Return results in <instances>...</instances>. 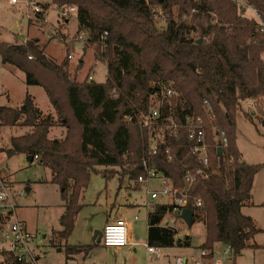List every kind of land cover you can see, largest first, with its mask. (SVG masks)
Wrapping results in <instances>:
<instances>
[{"label":"trees","instance_id":"obj_1","mask_svg":"<svg viewBox=\"0 0 264 264\" xmlns=\"http://www.w3.org/2000/svg\"><path fill=\"white\" fill-rule=\"evenodd\" d=\"M155 1L167 13L164 29L157 27L148 0H53L58 7H76L77 33L86 31L91 41H103L107 64L103 82L88 76L79 81L69 70V60L55 62L36 38L14 42L0 38L2 62L23 71L27 85L43 87L58 115L56 119L43 114L30 95L20 108L0 106V125L29 129L12 136L10 145L0 146V153L8 157L23 153L50 168L51 182L60 187L65 202L61 229L53 232V241L65 246L70 259L91 249L89 244L66 241L83 207L81 194L92 172L100 171L98 167H105L101 171L106 177L119 174L132 180L145 174L143 160L147 159L183 187V165H199L189 151L185 131L180 137L167 134L152 155L149 128L127 122L125 115H147L153 95L160 94L168 82L179 94L177 109L184 106L206 115L204 100H208L214 113L212 125L226 132L228 148L211 149L210 170L190 188L187 208L193 210L192 225L205 224V240L199 248L212 256L216 243L228 244L235 264L245 249L259 246L251 241L260 229L242 207L251 198L255 175L264 164L244 163L237 144V117L243 112L257 129L255 120L264 126V32L232 0ZM247 2L264 21V0ZM40 4L43 12L37 20H43L50 7L47 2ZM250 100L255 105L251 111L242 106ZM162 111L168 112L165 100ZM56 126L65 128L63 138L49 137ZM208 136L215 146L211 129ZM167 146L170 155L165 152ZM199 197L202 206L196 207ZM165 216L171 221L162 225ZM4 219L0 217V223ZM178 224L187 226L174 203H156L148 214L147 244L162 249L192 247L190 234L178 238ZM3 252L8 264H26L12 252Z\"/></svg>","mask_w":264,"mask_h":264},{"label":"rangeland","instance_id":"obj_2","mask_svg":"<svg viewBox=\"0 0 264 264\" xmlns=\"http://www.w3.org/2000/svg\"><path fill=\"white\" fill-rule=\"evenodd\" d=\"M50 4L43 20L33 17V2ZM152 5V15L159 29L167 26V13L163 6L155 0H148ZM162 1V0H161ZM251 7V5H250ZM59 8L53 0H19L11 3L10 0H0V38L7 42L25 37L36 38L41 47L45 48L48 56L55 62L61 63L69 60V70L79 81L92 75L95 82H103L107 76V64L102 52L105 51L103 41H91L86 34L79 39L78 19L76 14L69 18L61 19ZM249 8V7H248ZM177 11L176 7H174ZM251 15L247 11L246 15ZM30 16V18H29ZM251 18V16H249ZM69 55L72 57L70 58ZM81 65L78 68V65ZM89 79V78H88ZM27 92L25 74L11 64H4L0 58V106H20ZM38 106L48 114L51 102L41 86H33ZM249 102V103H248ZM243 102L244 109L255 108L253 101ZM55 111V109H54ZM56 113V111H55ZM56 119L58 115L54 116ZM245 117L239 112L237 117V144L243 154V161L249 164H264V126ZM28 128L20 125H0V146L10 145L11 137L22 135ZM65 128L56 126L50 129L49 137L60 139L65 136ZM99 172H92L91 180L80 197L83 205L77 215L74 230L66 242L71 244L91 245V249L77 254L75 259L67 260L65 246L53 241L56 230L61 229L59 219L65 210V202L61 198L60 187L50 182L51 170L36 161H30L28 156L20 153L8 157L0 153V171L8 181L10 192L16 205V215L24 220L32 232L31 248L42 255L38 264H176L177 256H190L198 253L199 246L205 240V224L198 221L192 227L178 224V238L185 234L192 237V248L174 246L163 248L159 257L149 255L147 252V200L146 186L135 187L125 177L121 179L119 174L104 176ZM118 167H116L117 169ZM159 181L152 179V182ZM124 211L120 212V207ZM242 211L252 217L260 231L254 236L251 243L259 245L245 249L236 258L235 264H264V168L255 175L252 196L247 200ZM117 214L134 223L135 230L144 241L134 249L120 250L115 246H105L103 242L97 243L95 232L102 230L105 224L111 221ZM138 215L139 220L134 216ZM4 219L1 224L4 225ZM10 223H7L6 230ZM218 244V243H216ZM214 245L216 251H221ZM225 245V244H224ZM8 243L4 234L0 231V264H8L4 254ZM235 262V261H234Z\"/></svg>","mask_w":264,"mask_h":264},{"label":"built area","instance_id":"obj_3","mask_svg":"<svg viewBox=\"0 0 264 264\" xmlns=\"http://www.w3.org/2000/svg\"><path fill=\"white\" fill-rule=\"evenodd\" d=\"M19 0H10L11 3H17ZM239 10L251 11V15L259 23V30L264 32V21L261 13L257 8L247 2V0H232ZM249 7V8H248ZM33 17L37 18V14L43 12V7L38 2L32 3ZM75 6H62L59 8V16L61 19H66L76 13ZM248 16H251L247 14ZM46 16V15H45ZM30 18V16H29ZM45 18V17H44ZM38 19V18H37ZM86 31H82L79 39H83ZM71 58L72 56L69 55ZM264 57V52H263ZM93 76L89 75V79ZM154 100L146 114H140L136 118L131 115H125L124 119L127 122H137L144 128H149L151 136L150 154H157L159 151V143L168 135L180 137L182 131L186 132L188 140V148L190 153L198 160L199 165L196 167L183 165L184 168V185L179 187L174 184L172 179L165 176L162 172L152 167L147 159L143 160V166L146 170L145 174L139 175L131 180L136 185H145L149 200L147 208L153 211L155 204L159 199H166L165 202L174 203L176 213L181 217L183 209L187 208L189 190L200 178L207 175L211 164V149L214 147L219 151L228 148V137L224 130L218 129L212 125L214 121V113L211 110V105L208 100H204L206 107V115L187 111L184 106L176 108L179 105V94L171 86V83H166L161 87L160 94L153 95ZM165 103L168 107V112L164 115L162 104ZM251 101V100H250ZM249 111L252 107L248 108ZM211 125V127L208 126ZM214 134L215 146H212L209 140V130ZM221 148V150L219 149ZM165 152L170 155V147L167 146ZM170 158V156H169ZM232 161V158L230 159ZM157 179L159 186L157 188L150 186V181ZM195 206H202V199L199 197L195 200ZM16 205L13 195L10 192L7 179L0 171V217H3L10 223L9 229L0 228L4 234L8 246L6 251L13 253L17 261L26 264H38L40 255L36 254L31 248L32 232L27 224L16 215ZM135 220L138 216L134 217ZM173 220V219H172ZM171 221L168 216H165L162 225H166ZM179 233V232H178ZM178 236V234H177ZM101 241L105 246H115L123 248L131 245L135 241V234L130 227L129 221L124 218H118L115 221L105 224L102 230ZM148 245V244H147ZM149 254L159 257L162 253V248L157 246H147ZM210 255V251L201 248L197 254L190 256H177L176 264H234L233 251L230 245L225 244L221 251L214 252Z\"/></svg>","mask_w":264,"mask_h":264},{"label":"crops","instance_id":"obj_4","mask_svg":"<svg viewBox=\"0 0 264 264\" xmlns=\"http://www.w3.org/2000/svg\"><path fill=\"white\" fill-rule=\"evenodd\" d=\"M26 83V82H25ZM27 95H30L33 99H34V102L36 103V105L38 106V104H37V102H36V98H35V95L33 94V86H30V85H27V92H26V95H25V97L27 96ZM25 97H24V99H25ZM24 99H23V102H24ZM23 102H22V104L20 105V106H17L16 108H20V107H22L23 106ZM51 106V108L49 109V112H48V114H52L53 116H56V113H55V111H54V108H53V106H52V104L50 105ZM39 107V106H38ZM40 108V107H39ZM41 109V108H40ZM41 111L43 112V114H45L44 113V111L41 109ZM29 130V129H28ZM27 130V131H28ZM12 157V156H11ZM29 158V157H28ZM29 160H30V158H29ZM33 160V159H32ZM32 160H30V161H32ZM36 161V160H35ZM51 179H52V173H51ZM9 181V180H8ZM51 182V181H50ZM155 182L156 181H153L152 182V185H153V187H155V188H157L158 186H159V184H155ZM9 183L11 184V182L9 181ZM159 183V182H158ZM135 186V185H134ZM136 187V186H135ZM139 187H141V185H139ZM146 193H147V189H146ZM148 195V194H147ZM148 200H149V198H148ZM148 200H147V202H148ZM166 201V199H159V200H157V202L156 203H158V202H165ZM146 205H147V203H146ZM156 205V204H155ZM124 207H120V212H123L124 211ZM149 209H148V211H147V226H146V235H147V232H148V214H149ZM135 216H138V215H135ZM134 216V217H135ZM118 218H124L121 214H117L114 218H112L111 219V221H109V222H112V221H115L116 219H118ZM77 219V218H76ZM124 219H126V218H124ZM140 219V217L138 216V219L137 220H139ZM127 221H129V223H130V227L132 228V230L134 231V234H135V241H134V243H132L131 245H129V246H127V247H123L122 249H120V250H123V251H125L126 249H134V250H136V247L138 246V245H140V244H143L144 243V241L143 240H141L140 239V235H139V233H137V231L135 230V226H134V223L131 221V220H128V219H126ZM24 221V220H23ZM25 222V221H24ZM8 223V222H7ZM7 223L6 224H4V225H2L1 223H0V228H2V227H5L6 228V226H7ZM26 223V222H25ZM108 223V222H107ZM27 224V223H26ZM75 224H76V222H75ZM27 226H28V228H29V225L27 224ZM103 230V229H102ZM101 230V231H102ZM98 231H100V230H97L95 233V240H96V242H97V237L99 236V232ZM68 240V239H67ZM100 242H101V240H100ZM100 242H97V243H100ZM147 242V241H146ZM68 243V242H67ZM83 242H81V243H78V244H82ZM203 243V242H202ZM69 244H71V243H69ZM147 244V243H146ZM216 246H219V248L220 247H223L224 246V244H222V243H218V244H216ZM192 248V247H191ZM222 249V248H221ZM216 250H218V249H216V248H214V252H219V251H216ZM192 254H196V253H192ZM149 255H151V254H149ZM76 256V255H75ZM75 256H73L72 258H70L69 260H74L76 257ZM42 257V255H40V258ZM39 258V259H40ZM68 260V259H67Z\"/></svg>","mask_w":264,"mask_h":264},{"label":"water","instance_id":"obj_5","mask_svg":"<svg viewBox=\"0 0 264 264\" xmlns=\"http://www.w3.org/2000/svg\"><path fill=\"white\" fill-rule=\"evenodd\" d=\"M22 40H25V37L21 38ZM200 42V40H198ZM221 150V148H219ZM30 160H32V156L29 157ZM245 163V162H244ZM181 218L184 220V222L187 224L188 227H191L192 221H193V210L190 208L183 209L181 213ZM99 236L97 237V242H100L102 237V231H98Z\"/></svg>","mask_w":264,"mask_h":264}]
</instances>
